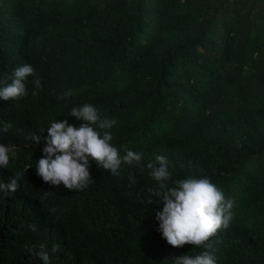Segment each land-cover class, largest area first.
<instances>
[{"label":"trees","instance_id":"1","mask_svg":"<svg viewBox=\"0 0 264 264\" xmlns=\"http://www.w3.org/2000/svg\"><path fill=\"white\" fill-rule=\"evenodd\" d=\"M24 63L43 87L32 95L29 77L27 96L0 98V125L14 124L0 143L17 152L0 181L23 173L0 194V264H43L40 244H59L50 264H173L201 251L157 231L156 154L173 179L210 177L235 201L212 239L217 264H264V0H0V77ZM84 103L117 120L113 145L142 164L112 176L89 157L86 189L50 186L35 169L47 127H78L69 113ZM35 132L40 143L25 139ZM20 209L35 211L36 232Z\"/></svg>","mask_w":264,"mask_h":264},{"label":"clouds","instance_id":"2","mask_svg":"<svg viewBox=\"0 0 264 264\" xmlns=\"http://www.w3.org/2000/svg\"><path fill=\"white\" fill-rule=\"evenodd\" d=\"M32 78L34 89H42V81L33 65L24 63L16 67L9 75L0 77V98L17 101L28 95L26 81ZM12 83L7 84V79ZM66 95H71L69 90ZM81 121L79 126L69 124L68 120H53L47 127L44 137L43 155L36 162V174L50 186L64 185L68 190L82 191L93 182L90 174L89 157L98 166L110 172L112 176L120 175L122 166L141 165L143 153L125 148L124 154L113 145L110 131L117 125V120L102 113L95 105L84 103L73 106L69 113ZM14 128L9 121L0 125V135ZM43 132V129H40ZM25 139L40 143L41 136L29 133ZM14 145L0 143V168H8L10 161L16 158ZM146 167L150 177L156 182L155 196L161 198L163 208L156 212L159 222L157 231L162 234L169 245L183 247L191 245L201 251L195 254H183L173 257V264H217L215 249L212 243L219 230L228 229L233 221L235 201L226 197L212 179L207 176L188 175L173 179L169 169L168 158L156 154L154 160ZM23 173L17 172L9 182L0 181V194L15 193L20 187L19 181ZM170 182V183H169ZM130 183H136L130 174ZM50 192L43 195L46 199ZM35 211L20 209L17 220L21 225H29L34 221ZM32 232L37 231L36 224H30ZM59 244L49 250L45 244L37 246L36 255L43 264H50V253L59 251Z\"/></svg>","mask_w":264,"mask_h":264}]
</instances>
